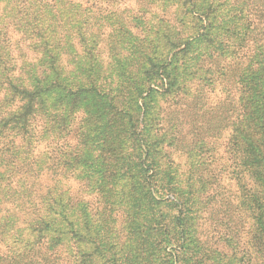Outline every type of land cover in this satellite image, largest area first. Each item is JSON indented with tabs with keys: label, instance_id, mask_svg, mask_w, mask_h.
<instances>
[{
	"label": "trees",
	"instance_id": "obj_1",
	"mask_svg": "<svg viewBox=\"0 0 264 264\" xmlns=\"http://www.w3.org/2000/svg\"><path fill=\"white\" fill-rule=\"evenodd\" d=\"M128 1L0 0V213L5 214L3 221L0 218V264H80L76 209L92 205L88 215L99 214L105 226L121 181L123 206L133 214L142 211L143 203L153 213L162 201L177 199L180 206L186 202L168 172L160 173L162 162L155 160L149 142L143 102L153 91L152 82L165 92L188 90L189 83L176 87L173 80L180 69L198 80L202 100L208 88L227 89L229 149L254 177L249 192L260 206L255 233L263 252L259 264H264V0H173L170 7L175 15H183L178 18L184 25L161 22L168 46L163 59L155 55L158 28L153 29L144 15L148 9L142 0H133L140 4L137 9L124 6ZM186 24L193 32L182 38ZM131 41V61L113 94L106 81L112 60ZM227 55L235 60L231 67L221 63ZM46 58L50 68L45 69ZM147 66L143 84L139 75ZM56 90L61 91L60 102L72 100L70 113H83L80 121L66 125L63 113L48 111L44 97ZM90 95L107 102L105 116L92 113ZM179 97L168 100L175 105L170 114L176 113L169 117L177 122L191 107ZM165 111L161 113L166 118ZM73 123L78 125L75 132ZM54 138L62 140L59 153L47 161L36 158L35 149ZM92 153L94 160L85 157ZM168 159L165 155L163 166L169 165ZM95 162L99 176L92 169ZM65 177L77 180L78 188L63 190L58 183ZM181 214L182 209L176 218L178 236L164 242L185 245ZM25 229L34 234L32 239ZM184 258L189 262L191 256L179 251L172 261L182 264Z\"/></svg>",
	"mask_w": 264,
	"mask_h": 264
},
{
	"label": "rangeland",
	"instance_id": "obj_2",
	"mask_svg": "<svg viewBox=\"0 0 264 264\" xmlns=\"http://www.w3.org/2000/svg\"><path fill=\"white\" fill-rule=\"evenodd\" d=\"M159 1L150 5L143 0L141 2L142 6L148 9L143 13L147 16L149 24L153 29L158 28V48L155 55L163 59L168 46L164 37L167 33L166 25L161 22L169 21L178 28L184 24L178 18H182L183 15L180 12L177 13L178 16L175 15L173 11L175 8L170 7V4L174 5L173 0ZM126 5L136 9L140 6L133 0L126 2L124 6ZM153 12L159 14L156 15ZM185 19L187 22V18ZM192 32L191 25L186 24L182 38H188ZM14 36L18 38L20 35L14 34ZM131 43L133 42H129L128 47L120 48L119 54L112 60L111 73L106 79L108 87H106L113 90V94H115L117 84L123 80L122 72L127 68V63L131 61L134 50ZM193 48L194 43L192 42L188 50L191 51ZM29 51L34 59L36 55L31 52L30 48ZM182 55L183 53H180L178 57ZM234 61L231 55H227L221 63L231 67ZM42 65L45 69L50 68V60L43 59ZM149 68L147 66L139 75L143 84L148 78L146 72ZM152 72L156 73L155 70ZM174 73L176 78L173 80L176 87L180 82L189 83L188 90L183 88L173 93V90L165 92L163 88L157 87L152 82L150 87L153 91L143 102H145L148 115L146 125L149 129V142L154 144L155 160L162 162L160 173L168 172L172 182H175L176 186H179L185 193L186 202L180 206L178 202H175L177 199L162 201L161 204L153 207V213L150 205L146 206L143 203L142 211L133 214L123 206L122 202L125 200L120 186L121 181L116 189L115 210L111 216L106 217L105 226L100 225L99 214L94 218L88 215L93 208L92 205H79L76 209L78 217L75 223L80 226L81 241L78 242L81 249L80 264H179L178 261H172L173 256L179 251L191 256L189 262L184 258L181 261L182 264H259L262 261L261 241L259 235L255 233V228L259 225L260 206L249 192L255 187L254 177L229 149L231 125L226 117L230 113L225 107L229 102L228 98L226 100L227 89L222 88L221 85L216 89L206 87L208 88L205 92L206 97L202 100L198 90L200 87L196 83L197 79L189 78L181 69ZM203 83L206 84L205 81ZM51 94L54 95L44 97V101L48 104V111L55 109L52 111L63 113L62 121H65L66 125L81 120L82 112L70 113L73 107L72 100L60 102L58 96L61 91L58 90ZM176 94L180 96L179 99L187 100L191 105L183 112L184 116H180L181 119L178 122L169 117L170 115L175 116L176 113L170 114L172 111L175 112L173 108L175 105H171L168 100ZM88 104L92 106V113L98 114L97 118L105 116L109 108L107 102L93 100L92 95L88 96ZM160 108L159 116L157 114ZM165 108L164 115H168L166 118L161 113ZM90 121L89 117L86 123ZM58 125L62 126L61 119ZM77 127L78 125L73 123L72 131L75 132ZM89 130H93V127ZM61 145L62 140L57 138L43 142L35 149L34 156L36 158L40 156L43 161L50 160L53 154L59 153ZM94 152L98 153V147ZM165 155H168V160H170L168 166H163ZM85 157L91 160L95 158L94 153L86 154ZM96 163H93L92 169L94 175L99 176V167L94 168ZM58 184L63 190L72 192L79 186L78 181L72 177H65ZM89 199L94 200L95 198L90 196ZM181 209L187 232L184 237L185 245L177 246L164 242V239L177 235L176 218ZM0 218L3 221L5 214L0 213ZM81 221L83 224H80ZM25 230L31 233L29 229ZM33 235L30 234L31 239ZM66 241L70 242L68 237ZM184 248H187L188 252ZM90 254H92L91 257H89Z\"/></svg>",
	"mask_w": 264,
	"mask_h": 264
}]
</instances>
